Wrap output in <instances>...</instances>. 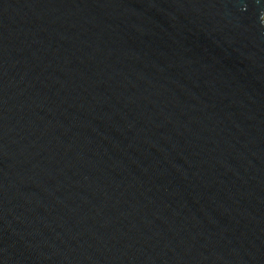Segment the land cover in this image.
Wrapping results in <instances>:
<instances>
[{
  "label": "water",
  "instance_id": "1",
  "mask_svg": "<svg viewBox=\"0 0 264 264\" xmlns=\"http://www.w3.org/2000/svg\"><path fill=\"white\" fill-rule=\"evenodd\" d=\"M0 264H264V0H0Z\"/></svg>",
  "mask_w": 264,
  "mask_h": 264
}]
</instances>
